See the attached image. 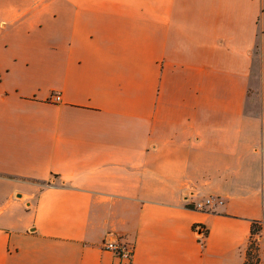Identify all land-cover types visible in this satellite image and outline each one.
Segmentation results:
<instances>
[{
    "label": "crops",
    "instance_id": "obj_1",
    "mask_svg": "<svg viewBox=\"0 0 264 264\" xmlns=\"http://www.w3.org/2000/svg\"><path fill=\"white\" fill-rule=\"evenodd\" d=\"M253 221L264 0H0V264H245Z\"/></svg>",
    "mask_w": 264,
    "mask_h": 264
},
{
    "label": "built area",
    "instance_id": "obj_2",
    "mask_svg": "<svg viewBox=\"0 0 264 264\" xmlns=\"http://www.w3.org/2000/svg\"><path fill=\"white\" fill-rule=\"evenodd\" d=\"M53 98L55 101L58 102L61 100V95L54 94ZM191 193L193 194L194 192ZM185 198L188 199L189 198L188 195ZM223 202L224 200L219 196H209L204 200L194 201L190 205H192L194 208L198 210H203L207 206L215 207L217 205L223 204ZM258 224L261 227V229L264 228V224L262 222L258 221ZM194 228L200 235L206 232L205 228L202 225L197 224L195 225ZM257 239H258V235H257ZM103 247L107 250L114 252L118 257L125 258L129 261L131 260L133 255V245L128 243L116 242L114 240H106L103 244Z\"/></svg>",
    "mask_w": 264,
    "mask_h": 264
},
{
    "label": "trees",
    "instance_id": "obj_3",
    "mask_svg": "<svg viewBox=\"0 0 264 264\" xmlns=\"http://www.w3.org/2000/svg\"><path fill=\"white\" fill-rule=\"evenodd\" d=\"M191 208H194L192 205H188ZM261 230V227L258 224V221H253L252 223V235L249 241V245H248V249H247V253H246V261L245 264H255L258 262L259 260V255L257 256L256 260L253 261L251 256H252V245H254V238L255 235H258L259 231ZM257 249H258V244H257Z\"/></svg>",
    "mask_w": 264,
    "mask_h": 264
},
{
    "label": "rangeland",
    "instance_id": "obj_4",
    "mask_svg": "<svg viewBox=\"0 0 264 264\" xmlns=\"http://www.w3.org/2000/svg\"><path fill=\"white\" fill-rule=\"evenodd\" d=\"M254 109H257V107H255ZM210 196H212V195H210ZM207 197H209V196H204V197L200 198L199 200H204ZM211 208H213V207H208L207 206L203 210H208V209H211ZM254 238H256V239H254V241H253L254 242V245H252V256H251V258H252L253 261H255L256 258H257V256H258V249H257V244H258L257 241H258V239H257V235H255Z\"/></svg>",
    "mask_w": 264,
    "mask_h": 264
}]
</instances>
